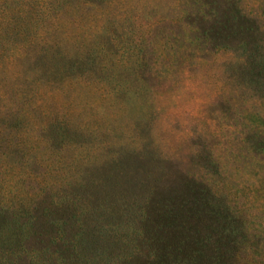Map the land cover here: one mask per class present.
Wrapping results in <instances>:
<instances>
[{"label":"rangeland","instance_id":"374dc122","mask_svg":"<svg viewBox=\"0 0 264 264\" xmlns=\"http://www.w3.org/2000/svg\"><path fill=\"white\" fill-rule=\"evenodd\" d=\"M75 6L39 29L40 45L23 42L0 62V107L28 118L0 135V264L128 262L150 189L176 186L178 170L240 216L248 246L234 264L255 252L264 264V0ZM101 59L119 65L118 99L74 76ZM65 104L90 135L75 144L53 132L43 147L22 148L42 132L40 113Z\"/></svg>","mask_w":264,"mask_h":264},{"label":"trees","instance_id":"16d2710c","mask_svg":"<svg viewBox=\"0 0 264 264\" xmlns=\"http://www.w3.org/2000/svg\"><path fill=\"white\" fill-rule=\"evenodd\" d=\"M80 1L85 4L87 0H0V62L5 57L20 56L25 47L23 42L29 46L40 45L41 42L35 40L39 29L48 22L55 25L64 13L75 8ZM28 27H32V30L29 31ZM99 37V32H93L90 36L91 45L88 50L91 57L98 56L97 50L93 48H95L94 42H97ZM19 38L21 39L17 40ZM52 41L53 45L49 46V49L58 44L54 38ZM112 59L118 60V58ZM162 60L158 61L155 57L152 60L153 64H149L150 68H154L157 61ZM111 62L109 61L108 64L104 59L103 61L101 59V63L93 61L90 64V71L77 73L74 76L85 82L90 80L89 85L93 86V90L101 91V97L117 98L122 90L118 82L119 74L117 71H112V66L116 68L119 65ZM96 66L99 68L96 69ZM97 70L101 73L94 74L93 72ZM69 77L73 78L72 75ZM100 81L104 82L101 86ZM106 83L107 86L112 87L108 93L105 92ZM32 106L33 104L31 108ZM64 108H67V104L63 106L60 114L55 111L41 112L44 118V123L40 127L42 132H36L39 135L30 143L29 139L23 138L20 141L22 148L43 147L50 141L53 132L68 134L71 137L68 141L75 144L78 142L74 137L90 135L87 124L89 120L86 117L79 119ZM27 119L23 109L13 111L9 107H0V124H5L0 128V135L6 132V129H11L12 123L26 126ZM77 120L83 125L78 126ZM18 130L19 128H16V132ZM42 134L46 137L41 136ZM64 146L70 147V144L65 142ZM24 155L26 163L29 164L31 155L27 153ZM38 157L41 156H34V158ZM178 175L174 182H170L176 186L161 187L156 184L150 189L149 200L143 206L146 211L150 209V216L143 212L138 220L141 231L137 238L141 246L133 250L129 261L123 264H130L131 259L134 258L140 260L141 264H234L236 260L239 261L240 255L248 246L240 216L205 184L199 183L180 170ZM77 241L83 243L86 239L83 237ZM253 256L250 264L260 259L256 252ZM261 263L263 262L257 264Z\"/></svg>","mask_w":264,"mask_h":264}]
</instances>
